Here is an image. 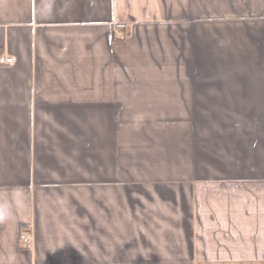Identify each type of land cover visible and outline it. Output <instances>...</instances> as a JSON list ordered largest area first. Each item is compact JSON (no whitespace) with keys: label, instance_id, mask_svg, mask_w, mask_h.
I'll list each match as a JSON object with an SVG mask.
<instances>
[{"label":"crops","instance_id":"0c3cea01","mask_svg":"<svg viewBox=\"0 0 264 264\" xmlns=\"http://www.w3.org/2000/svg\"><path fill=\"white\" fill-rule=\"evenodd\" d=\"M0 54V264H123L128 178L131 264H264V0H0Z\"/></svg>","mask_w":264,"mask_h":264},{"label":"rangeland","instance_id":"374dc122","mask_svg":"<svg viewBox=\"0 0 264 264\" xmlns=\"http://www.w3.org/2000/svg\"><path fill=\"white\" fill-rule=\"evenodd\" d=\"M133 168V171H142L146 170L148 165H133ZM163 185L162 181L124 179L117 199L120 204L121 235L123 237L121 244L117 246L123 250V264H131L133 253L137 251L135 250L136 244H133V237L172 235L175 233L174 230L178 232L177 221H170V215L174 217L171 207L176 205L170 199L171 192L166 193L163 190V187L168 186ZM23 229L19 227L18 238L20 231H24ZM143 251L148 252L147 249ZM173 263L175 261L171 260V264Z\"/></svg>","mask_w":264,"mask_h":264},{"label":"built area","instance_id":"2783aa9c","mask_svg":"<svg viewBox=\"0 0 264 264\" xmlns=\"http://www.w3.org/2000/svg\"><path fill=\"white\" fill-rule=\"evenodd\" d=\"M123 35L119 34L121 38L125 36ZM14 62L15 59L12 56L0 54V66H12ZM18 241L20 242V246L24 249H29L32 246V237L25 230L20 231Z\"/></svg>","mask_w":264,"mask_h":264}]
</instances>
